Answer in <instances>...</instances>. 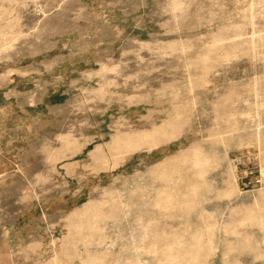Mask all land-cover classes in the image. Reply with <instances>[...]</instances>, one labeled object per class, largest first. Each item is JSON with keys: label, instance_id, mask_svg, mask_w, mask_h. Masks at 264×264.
I'll use <instances>...</instances> for the list:
<instances>
[{"label": "rangeland", "instance_id": "rangeland-1", "mask_svg": "<svg viewBox=\"0 0 264 264\" xmlns=\"http://www.w3.org/2000/svg\"><path fill=\"white\" fill-rule=\"evenodd\" d=\"M0 163L4 255L264 264V0H0Z\"/></svg>", "mask_w": 264, "mask_h": 264}, {"label": "crops", "instance_id": "crops-1", "mask_svg": "<svg viewBox=\"0 0 264 264\" xmlns=\"http://www.w3.org/2000/svg\"><path fill=\"white\" fill-rule=\"evenodd\" d=\"M1 166H2V164L0 163V170H2ZM0 175H1V171H0ZM33 196H34V194H32V192H31V197H33ZM24 211L25 210H0V228L3 227V226L6 227L5 223H12L16 219H19L18 216L21 215L22 212L24 213ZM42 212H43V214H42V219L41 220H44L43 216H44V214H46L45 213L46 210H42ZM11 216H13V217H11ZM27 220H29V218ZM21 227L23 229L24 228L27 229L26 236L24 237V239H22L23 240V241H21L22 243L20 242V243L15 244L14 248L11 249L12 251L9 250V253L4 255L2 252H0V264H15L17 261H20L22 263L30 262L31 264H35L38 261V260H35L36 262H33L34 261L33 259L36 256L35 253L34 254L30 253V252H29L30 254L27 253L28 258H26V259H30V260H25V259L22 260V259H20L19 256H18L20 253L14 254L13 251H14L15 248H17V247H25V245L27 244L26 243L27 240H28L27 236L30 234V231L28 232V229H30L31 223L27 224V221L26 222L23 221ZM31 228H33V227H31ZM34 230H37V229L34 228ZM18 244H20V245H18ZM26 252H28V251L26 250ZM22 256H25V255L22 254Z\"/></svg>", "mask_w": 264, "mask_h": 264}]
</instances>
